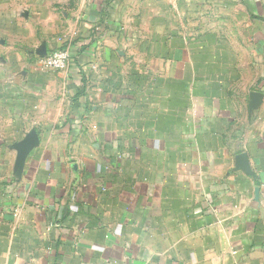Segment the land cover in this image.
Returning a JSON list of instances; mask_svg holds the SVG:
<instances>
[{"label":"crops","instance_id":"1","mask_svg":"<svg viewBox=\"0 0 264 264\" xmlns=\"http://www.w3.org/2000/svg\"><path fill=\"white\" fill-rule=\"evenodd\" d=\"M0 264H264V0H0Z\"/></svg>","mask_w":264,"mask_h":264},{"label":"built area","instance_id":"2","mask_svg":"<svg viewBox=\"0 0 264 264\" xmlns=\"http://www.w3.org/2000/svg\"><path fill=\"white\" fill-rule=\"evenodd\" d=\"M71 58V47L66 45L56 48L41 58V66L51 70H63Z\"/></svg>","mask_w":264,"mask_h":264},{"label":"water","instance_id":"3","mask_svg":"<svg viewBox=\"0 0 264 264\" xmlns=\"http://www.w3.org/2000/svg\"><path fill=\"white\" fill-rule=\"evenodd\" d=\"M236 162L237 165L240 163L241 164V168L246 171V172H250L249 171V167H248V161H247V155L244 153H241L237 156L236 158Z\"/></svg>","mask_w":264,"mask_h":264}]
</instances>
